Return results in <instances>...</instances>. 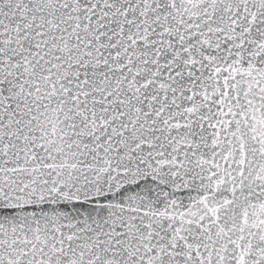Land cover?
Returning <instances> with one entry per match:
<instances>
[{
    "label": "snow or ice",
    "instance_id": "obj_1",
    "mask_svg": "<svg viewBox=\"0 0 264 264\" xmlns=\"http://www.w3.org/2000/svg\"><path fill=\"white\" fill-rule=\"evenodd\" d=\"M0 264H264V0H0Z\"/></svg>",
    "mask_w": 264,
    "mask_h": 264
}]
</instances>
